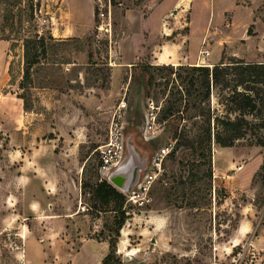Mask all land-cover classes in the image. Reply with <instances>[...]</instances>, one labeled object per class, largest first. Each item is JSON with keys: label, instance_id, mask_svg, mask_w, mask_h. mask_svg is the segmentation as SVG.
<instances>
[{"label": "rangeland", "instance_id": "obj_1", "mask_svg": "<svg viewBox=\"0 0 264 264\" xmlns=\"http://www.w3.org/2000/svg\"><path fill=\"white\" fill-rule=\"evenodd\" d=\"M111 1L96 0L89 34L61 38V0H0V35L10 37L0 39V264H38L27 261L29 249L46 250V264H70L86 242L79 237L94 238L100 248L112 242L114 264H264V146L213 141L210 178L209 158L180 137L184 126L201 122L196 109L182 102L184 113L162 118L180 97L179 73L187 74L176 67L194 63L171 64L174 71L150 66L162 43L181 40L187 49L189 32L194 49L201 44L221 59L264 62V0ZM154 2L165 30L147 41L134 65H125L129 47L118 46L129 32L125 12L151 13ZM39 36L46 53L31 51L41 61L23 81L25 40ZM152 106L157 124L145 140ZM114 119L148 156L146 172L155 169L157 149L172 145L161 172L134 202L98 171L97 148ZM17 173L28 175L23 186ZM105 179L126 196L121 226L115 202L105 206L94 196ZM77 209L83 212L63 220Z\"/></svg>", "mask_w": 264, "mask_h": 264}, {"label": "trees", "instance_id": "obj_2", "mask_svg": "<svg viewBox=\"0 0 264 264\" xmlns=\"http://www.w3.org/2000/svg\"><path fill=\"white\" fill-rule=\"evenodd\" d=\"M111 3H116L112 0ZM98 8H95L96 20ZM250 33V29L248 30ZM25 40L23 81L31 78L33 68L40 63L41 57L31 52L41 47L45 55L47 50L46 38L38 37ZM50 38H53L50 36ZM0 39H10L7 35H0ZM13 42V41H12ZM37 44V45H36ZM13 45V44H12ZM160 68L175 67L171 64H160ZM176 69H185L186 75L179 73L180 97L164 110L162 118L173 115L174 112L184 113V108H195L201 122H194L191 126H184L180 137L184 138L189 147L200 149L204 157L209 158V177L212 178L211 143L222 146H234L242 140L250 145L264 146V62H248L242 59L222 60L213 66L179 65ZM23 81L20 85L23 84ZM21 97V96H20ZM217 98L216 103L213 99ZM94 196L101 204L108 206L115 202L114 210L121 213L120 226L124 223L125 214L122 205L126 200L123 193L118 192L105 179L97 183ZM114 254L113 243H110V252L104 258L103 264H114L111 256Z\"/></svg>", "mask_w": 264, "mask_h": 264}, {"label": "crops", "instance_id": "obj_3", "mask_svg": "<svg viewBox=\"0 0 264 264\" xmlns=\"http://www.w3.org/2000/svg\"><path fill=\"white\" fill-rule=\"evenodd\" d=\"M76 1L81 2L83 5H87V8L84 9L79 7L76 4ZM61 0V4L64 6L61 15L59 18L57 17L58 22V36L61 38H69V37H80L86 34H89L96 26V15H95V8H96V0ZM180 0H177V4H180ZM194 2V0H192ZM158 6V7H157ZM159 4L154 2L152 7V12H144L143 10L137 9H127L125 12V18L127 20L129 32L125 33L120 40L118 41V46L120 48H125L126 46L129 47L128 52V59L125 60V65H134L136 60L138 59V54L143 53L146 49V43L148 40H152L157 38L164 30L165 25L163 22V17H160V21L155 17V10L159 9ZM171 10V9H170ZM174 13L176 9H173ZM180 14V11L178 12ZM170 30V28H167ZM70 32V33H69ZM205 33V32H204ZM204 33L200 39V43L203 42ZM168 34V33H167ZM188 37V48L182 50L181 40L172 43H162L155 53L153 57V61L150 62L154 65L160 64H181V63H190L195 64V61L198 56L199 49L201 44L194 49L191 43V35L190 32L186 34ZM65 40V39H61ZM126 51H128L126 49ZM211 51L209 59H212L213 63H210L211 66L220 62L222 59L214 54ZM2 57V50H0V59ZM3 83L0 74V88H2ZM7 94H4V97H7ZM1 106V105H0ZM16 150H12V156H16ZM18 154V153H17ZM28 175L26 173H17L16 181L17 184H21L23 186V182L26 180ZM46 190L52 192L53 186L51 183L46 184L44 183ZM18 186V185H17ZM52 205H50L51 208ZM83 211L74 210L71 213H67L63 215L64 221H71L73 220L75 215L82 213ZM51 215H49L50 217ZM78 238V237H76ZM79 239L86 240L85 243H82L73 254L70 264H103L104 258L108 255V249L110 247H99V245H94V238H84L79 237ZM106 245V242H102ZM38 249V246L36 247ZM26 259L28 262L36 261L38 264H46V255L47 251L39 250L37 252L30 250L29 252L26 250Z\"/></svg>", "mask_w": 264, "mask_h": 264}, {"label": "built area", "instance_id": "obj_4", "mask_svg": "<svg viewBox=\"0 0 264 264\" xmlns=\"http://www.w3.org/2000/svg\"><path fill=\"white\" fill-rule=\"evenodd\" d=\"M210 54L211 51L208 48L203 47L200 49L194 65L211 67V64L208 62ZM155 108V106H152L151 112L146 117L145 129L143 132L145 140H150L152 138V136L147 134V132H149V129H155L157 124V114ZM126 137L127 132L125 131L124 122L120 119H114L109 127L106 141L97 148L99 157L98 171L101 176L106 179L110 171L121 162L126 153ZM171 147V144H165L163 147L157 149L153 158V165L155 166V169L150 172H146V168L143 172L138 188L134 189L130 193L124 192L128 196L129 201H136V198L142 189L148 190L151 187V184L155 181L159 172H161L163 159L168 155Z\"/></svg>", "mask_w": 264, "mask_h": 264}, {"label": "water", "instance_id": "obj_5", "mask_svg": "<svg viewBox=\"0 0 264 264\" xmlns=\"http://www.w3.org/2000/svg\"><path fill=\"white\" fill-rule=\"evenodd\" d=\"M126 153L121 162L113 168L107 180L125 193L132 192L140 183L148 165V156L140 150L131 132L126 137Z\"/></svg>", "mask_w": 264, "mask_h": 264}]
</instances>
